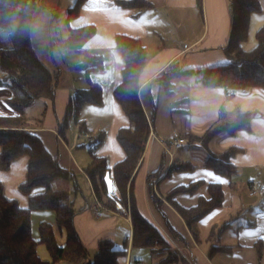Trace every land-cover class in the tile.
I'll use <instances>...</instances> for the list:
<instances>
[{"label":"crops","instance_id":"crops-1","mask_svg":"<svg viewBox=\"0 0 264 264\" xmlns=\"http://www.w3.org/2000/svg\"><path fill=\"white\" fill-rule=\"evenodd\" d=\"M124 1L131 0H85L78 17L68 25L66 11L75 0H37L32 16L30 43L47 70L48 64L53 63L62 70L66 52L75 54L70 58V67L75 73L63 75L60 70H48L56 77L53 99L36 100L24 112L26 130L36 135L51 157L72 176L69 182L59 184L70 192L75 210L74 228L87 250V258L82 262L60 261L54 264H86L93 260L98 244L103 240L112 241L116 248L126 247V255L119 259L118 264L156 262L150 249L131 247L129 207L128 211L127 207L121 206L118 211L105 208L97 201L84 172L90 164L87 145L99 133H104V140L96 154L106 158L110 169L125 157L116 135L118 130L129 126V121L113 98V89L120 82L124 66L114 46V38L118 34L139 39L145 53L138 98L150 124V132L133 176V194L140 214L189 264H264V238H260L264 236V191L253 196L248 194L252 187H264V89L229 91L222 87L205 86L199 74L201 69L230 62L226 53L231 31L230 1L144 0L149 4L146 8L126 7L121 4ZM259 3L261 10L250 15L247 39L241 44L245 52L254 49L256 32L264 26V0H259ZM146 15L148 20L154 19L156 23L145 24L142 18ZM61 16L64 17L66 36L59 40L68 36V26L95 27V33L85 43V49L89 54L101 57L102 70L87 75L83 69L76 68L82 61L80 55L70 49H61L59 40L57 44L50 40L49 31L57 20L52 21L51 17ZM55 51L58 61L54 59ZM186 70L187 73L168 80L170 89L166 91L160 77ZM88 78L101 87L102 103L99 106L84 105L79 110L78 120L84 122L85 133H79L71 116L62 135L59 126L63 124L68 101L77 90L88 88ZM11 96V90L0 85L1 117L17 115L8 103ZM108 106L115 110L108 111ZM92 108L96 111L89 110ZM239 113L251 115L248 129L237 130L231 135L220 132L206 144L202 143L200 137L220 124L233 121ZM190 135L199 140L189 142ZM175 138H183L185 144L178 150L171 149L173 156L170 158L166 148H170ZM196 146H203L206 155L197 158L199 153H203L191 149ZM231 148L238 151L230 159L234 167L230 177L202 165L208 154L218 155ZM187 163L193 168L168 171L171 166ZM25 171V157L14 161L7 171H0L5 196L17 200L21 207L27 206V199L18 190ZM205 171L214 173L227 183L210 181L203 174ZM108 179L113 188L110 192L106 182L108 195H117L113 179L109 176ZM194 184L196 186L191 192L176 191ZM212 184L220 186L222 203L195 224V237L171 202L184 209L194 208L200 199L210 198L208 187ZM85 190L90 197L83 196ZM153 198L157 201L153 202ZM34 212L37 211L31 212V220ZM42 219L39 223L52 225L58 244L55 230L60 238L64 233L55 225L54 213H48ZM205 220L207 223L202 222ZM244 231H256L257 236L241 238ZM64 243L58 245L63 246ZM259 243L262 246L261 256L256 250ZM40 259L48 261L44 256Z\"/></svg>","mask_w":264,"mask_h":264},{"label":"trees","instance_id":"trees-1","mask_svg":"<svg viewBox=\"0 0 264 264\" xmlns=\"http://www.w3.org/2000/svg\"><path fill=\"white\" fill-rule=\"evenodd\" d=\"M229 1L231 31L226 53L230 62L199 70L201 83L229 91L264 89V26L256 32L254 49L249 52L241 49V44L247 39L250 15L261 10L259 0ZM84 2L85 0H75L68 8L66 24L69 25L78 17ZM121 4L130 8H146L149 5L144 0L124 1ZM36 5L37 0H0V85L11 90L12 96L8 103L17 114L11 117L0 116V171H7L17 159L26 158L25 178L18 185V190L27 199V206L21 207L17 200L5 196L0 183V264H54L60 261L75 263L87 258V250L74 228L75 210L70 192L59 184L69 182L72 176L51 157L41 140L24 127L26 108L36 100H52L56 84V77L40 63L30 43V25ZM94 33L95 27L92 25L78 28L68 26V36L58 41L61 49H70L82 57L76 68L83 69L87 75L102 70L103 66L100 56L91 55L85 49V43ZM114 44L124 63L120 82L113 89V98L129 121V126L118 130L116 135L125 157L110 169L106 158L96 154L104 140V133H99L87 145L90 164L84 172L97 201L105 208L118 211V207L126 208L128 204L132 224L131 247L150 249L152 257L157 260L154 264H189L158 229L140 214L136 206L133 176L142 159L150 132V124L138 98L139 77L145 65V53L137 38L118 34L114 38ZM184 73L187 70L161 76L160 81L165 90L170 89L168 80ZM101 103V87L88 78V88L77 90L68 101L63 124L59 126L60 134L64 135L66 122L71 116L79 133H85L84 122L78 120L79 110L84 105L99 106ZM250 118L249 113H239L233 121L223 123L200 139L206 144L220 132L231 135L237 130L248 129ZM195 138L190 135L188 141L199 140ZM237 151L236 148H231L218 155L208 154L202 165L230 177L234 173L230 159ZM192 168L187 163L171 166L168 171ZM108 176L115 183L117 195L109 196L107 193L105 177ZM195 186L196 184L190 185L176 191L191 192ZM36 190L39 191L35 192ZM208 191L210 198L200 199L194 208L184 209L171 202L195 237V224L222 203L220 186L209 185ZM167 198L170 199V196ZM156 201L153 198V202ZM32 211L54 213L55 225L65 236L63 246L57 244L53 227L47 222L39 223L38 239H33ZM39 244L46 248L50 261L38 257L36 248ZM256 250L261 256L260 243L256 244ZM125 255L126 247L116 248L112 241L103 240L99 242L93 260L86 264H118L119 259Z\"/></svg>","mask_w":264,"mask_h":264},{"label":"rangeland","instance_id":"rangeland-1","mask_svg":"<svg viewBox=\"0 0 264 264\" xmlns=\"http://www.w3.org/2000/svg\"><path fill=\"white\" fill-rule=\"evenodd\" d=\"M51 20L52 21H55L56 20V21L52 23V25L53 24L54 25L52 26V28L49 31V33H50V40L52 42H54L55 44H57V41L59 40V38H62L64 36H66V30H65V25H64V17L63 16L56 17L55 19H52V17H51ZM54 49L57 51V48L54 47ZM56 51L54 53V59H55V61H58ZM66 53L67 54H65L64 55V58H63V61H64L63 69L60 70L59 69L60 67L58 66V64L56 65V63H53L52 65H49L48 64V68H49L48 70L50 72H57V71L60 70L59 72H63V75L64 74L67 75V74L75 73V71L73 69H71V67H70V62H72L70 58L74 57L75 54L73 52H71V51H68ZM40 60L43 62L44 59L42 57H40ZM54 67L57 68L56 71H53L54 70L53 69ZM79 73H82V72H79ZM31 120H34V119H31ZM221 125L222 124H220V126ZM220 126L218 125V127H220ZM222 135H225V134H221L220 136H222ZM219 137H217V138H219ZM187 149H190V148H185L184 150H187ZM191 149H196L197 151H201L203 153V155L199 153V155H197V158H200V156H205L206 155L203 146L191 147ZM213 150H215V148ZM85 151H87V150L85 149ZM262 180L264 181V179H262ZM83 196L90 197V195H88V193H86V190L83 192ZM126 207H127L126 209L128 211V204L126 205ZM48 213H51V212L37 211V212H34L32 214L31 226H32V234H33L32 236H33L34 239H38V224H39V221H41L42 218H44L45 216H47ZM49 215H51V214H49ZM55 231H56V235H57L58 244L59 245L60 244H63L64 243V236H63V234L61 235L62 237L60 238V236L58 235L57 230H55ZM38 246H39L38 247L39 257L40 258H43V256H44L46 258L45 260L50 261V258L48 256V252H47L46 248L43 245H38Z\"/></svg>","mask_w":264,"mask_h":264},{"label":"snow or ice","instance_id":"snow-or-ice-1","mask_svg":"<svg viewBox=\"0 0 264 264\" xmlns=\"http://www.w3.org/2000/svg\"><path fill=\"white\" fill-rule=\"evenodd\" d=\"M148 15H150V14H148ZM257 19H259V18H257ZM142 20H143V22L145 23V24H153V23H156V21L153 19V20H148V18H147V15L145 16V17H143L142 18ZM90 111H96V109H94V108H92V109H89ZM107 110L108 111H114L115 109H114V107H111V106H108V108H107ZM120 155L122 156L123 155V153H120ZM14 167H18V165H14ZM205 176H207L209 179H210V181H212V182H215V183H227V181L226 180H224V179H222L221 177H218V176H216L214 173H212V172H208V171H205L204 173H203ZM105 179H106V182H108V185H109V190H110V192L113 190V188H112V185H111V182H110V180L108 179V177H105ZM13 195H17V193H13ZM203 223H207V221L205 220V221H202ZM257 236V232L256 231H244L242 234H241V238H249V239H251V238H255ZM260 238H264V236H262V237H260Z\"/></svg>","mask_w":264,"mask_h":264},{"label":"built area","instance_id":"built-area-1","mask_svg":"<svg viewBox=\"0 0 264 264\" xmlns=\"http://www.w3.org/2000/svg\"><path fill=\"white\" fill-rule=\"evenodd\" d=\"M83 137L88 138V135H84ZM184 144H185V140L183 138H175L172 141L170 148L169 149L166 148V154L171 158L173 156V150L171 149L178 150L182 148ZM262 191H264L263 186H258L257 188L252 187L250 188L249 195L253 196L256 195L257 192H262Z\"/></svg>","mask_w":264,"mask_h":264}]
</instances>
